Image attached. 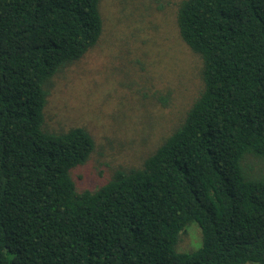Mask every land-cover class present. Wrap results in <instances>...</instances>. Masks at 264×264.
Wrapping results in <instances>:
<instances>
[{
  "label": "trees",
  "instance_id": "trees-1",
  "mask_svg": "<svg viewBox=\"0 0 264 264\" xmlns=\"http://www.w3.org/2000/svg\"><path fill=\"white\" fill-rule=\"evenodd\" d=\"M99 4L0 0V264H264V0H179L201 91L138 165L77 190L92 136L44 108L99 39ZM192 221L200 245L176 250Z\"/></svg>",
  "mask_w": 264,
  "mask_h": 264
},
{
  "label": "rangeland",
  "instance_id": "rangeland-1",
  "mask_svg": "<svg viewBox=\"0 0 264 264\" xmlns=\"http://www.w3.org/2000/svg\"><path fill=\"white\" fill-rule=\"evenodd\" d=\"M178 2L100 0L99 39L52 76L46 128L83 126L94 142L70 172L77 190L96 189L117 165H138L201 91L200 59L177 32ZM181 233L176 250L200 245L196 222Z\"/></svg>",
  "mask_w": 264,
  "mask_h": 264
}]
</instances>
